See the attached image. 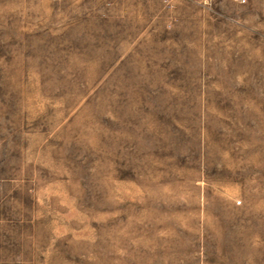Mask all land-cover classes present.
I'll list each match as a JSON object with an SVG mask.
<instances>
[{"label": "rangeland", "instance_id": "1", "mask_svg": "<svg viewBox=\"0 0 264 264\" xmlns=\"http://www.w3.org/2000/svg\"><path fill=\"white\" fill-rule=\"evenodd\" d=\"M0 264H264V0H0Z\"/></svg>", "mask_w": 264, "mask_h": 264}]
</instances>
